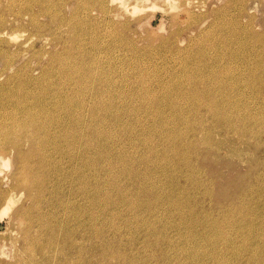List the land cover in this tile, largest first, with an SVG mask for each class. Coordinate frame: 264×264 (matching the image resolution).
Here are the masks:
<instances>
[{
    "label": "rangeland",
    "instance_id": "1",
    "mask_svg": "<svg viewBox=\"0 0 264 264\" xmlns=\"http://www.w3.org/2000/svg\"><path fill=\"white\" fill-rule=\"evenodd\" d=\"M102 4L0 0V264H264V0Z\"/></svg>",
    "mask_w": 264,
    "mask_h": 264
},
{
    "label": "bare ground",
    "instance_id": "2",
    "mask_svg": "<svg viewBox=\"0 0 264 264\" xmlns=\"http://www.w3.org/2000/svg\"><path fill=\"white\" fill-rule=\"evenodd\" d=\"M188 1H189V0H188ZM191 2H192V1H191ZM188 3H189V2H188ZM193 3H194V2H193ZM108 4H109L110 6H109ZM125 4H126V5H125ZM127 4H128V0H121V1H117V0H104V4H102V6H103V9L105 10V12H108V13L110 14V13H112L113 11L116 13V11H117L116 9L118 8V6H119V7H121V6L124 7V6H127ZM194 4H196V3H194ZM191 5H192V4H191ZM191 5H190V6H191ZM193 7H194V6H193ZM125 8H126V7H125ZM190 8H191V7H190ZM229 8H230V7H229ZM118 9H119V8H118ZM201 10H202V9H201ZM191 11H192V10H191ZM204 11H205V9H204ZM206 11H207V10H206ZM203 15H205V14H203ZM191 16H192V14H191ZM195 16H196V15H195ZM205 16H206V15H205ZM205 16H204V17H205ZM108 18L112 20V18H111L110 16H109ZM192 18H193V17H192ZM188 19H189V18H188ZM193 19H194V18H193ZM203 19H204V18H203ZM194 20H195V19H194ZM200 21H201V19H200ZM114 22H115V21H114ZM198 22H199V21H198ZM198 22H197V23H198ZM108 23H109V21H108ZM193 23H194V22H193ZM193 23H192V24H193ZM221 23H222V22H221ZM224 23H225V22H224ZM110 24H111V23H110ZM210 24H212V23H210ZM217 24H218V23H217ZM190 25H191V24H190ZM219 25H220V24H219ZM224 25H225V24H224ZM224 25H223V26H224ZM231 25H232V24H231ZM206 26H207V25H206ZM209 26H210V25H209ZM240 26H242V25H240ZM112 27H113V26H112ZM200 27H202V26H200ZM203 27H204V26H203ZM212 27H213V26H212ZM242 27H243V26H242ZM242 27H241V28H242ZM215 28H217V27H215ZM229 28H230V27H229ZM241 28H240V29H241ZM243 28H244V27H243ZM243 28H242V29H243ZM109 29H110V28H109ZM112 29H113V28H112ZM193 29H194V28H193ZM246 29H247V28H246ZM212 30H213V29H212ZM214 30H215V29H214ZM214 30H213V31H214ZM223 30H224V29H223ZM115 31H116V30H115ZM200 31H201V28H200ZM208 31H209V30H208ZM213 31H212V32H213ZM218 31H219V30H218ZM248 31H250V30H248ZM108 32H109V31H108ZM114 33H115V32H114ZM119 33H120V32H119ZM214 33H215V32H214ZM110 34H111V33H110ZM116 34H117V32H116ZM207 34H208V33H207ZM212 35H213V34H212ZM120 36H121V35H120ZM209 36H210V34H209ZM257 36H258V35H257ZM145 37H146V36H145ZM117 38H118V37H117ZM117 38H116V39H117ZM259 40H260V39H259ZM172 41H173V40H172ZM121 42H122V41H121ZM123 42H124V41H123ZM130 42H131V41H130ZM130 42H129V43H130ZM116 43H117V42H116ZM131 43H133V42H131ZM125 45H126V44H125ZM135 45H136V44H135ZM127 46H128V45H127ZM129 46H130V45H129ZM158 46H159V45H158ZM259 46H260V44H259ZM141 47H142V46H141ZM131 48H132V47H131ZM142 48H143V47H142ZM250 51H251V50H250ZM251 52H252V51H251ZM254 53H255V52H254ZM260 55H261V54H260ZM252 56H253V55H252ZM261 57H262V56H261ZM262 58H263V57H262ZM262 58H261V59H262ZM254 59L257 60L256 57H254ZM256 69H257V68H256ZM251 70H252V69H251ZM254 70H255V69H254ZM234 71H236V70H234ZM237 71H239V70H237ZM249 71H250V70H249ZM258 71H259V70H258ZM258 71H256V72H258ZM251 72H252V71H251ZM251 72H250V73H251ZM254 72H255V71H254ZM248 74H249V73H248ZM248 74H247V76L250 75V74H249V75H248ZM189 75H190V74H189ZM105 77H106V76H105ZM183 77H184V76H183ZM189 77H190V76H189ZM108 78H109V77H108ZM187 78H188V77H187ZM106 80H107V78H106ZM108 80H109V79H108ZM137 80H138V79H137ZM129 81H130V80H129ZM110 82H111V81H110ZM145 82H146V81H145ZM105 83H107V81H106ZM105 83H103V84H105ZM143 84H144V83H143ZM93 85H94V84H93ZM97 87H98V86H97ZM98 90H99V89H98ZM165 90H166V89H165ZM169 90H171V89H169ZM147 92H148V91H147ZM166 92H167V91H166ZM145 93H146V92H145ZM123 94H124V93H123ZM141 94H142V93H141ZM151 94H152V93H151ZM146 96H147V95H146ZM148 96H149V95H148ZM141 97H142V96H141ZM149 98H150V96H149ZM152 98H154V97H152ZM162 98H163V97H162ZM165 98H166V97H165ZM169 98H170V97H169ZM171 99H172V98H171ZM149 100H150V99H149ZM166 100H167V99H166ZM127 101H129V100H126V102H127ZM130 101H132V100H130ZM134 101H135V100H134ZM141 101H142V100H141ZM152 101H153V99H152ZM162 101H163V100H162ZM164 101H165V100H164ZM143 102H144V99H143ZM177 102H178V101H177ZM54 103H55V102H54ZM57 103H58V102H57ZM130 103H132V102H130ZM139 103H140V102H139ZM158 103H159V102H158ZM160 103H161V102H160ZM164 103H165V102H164ZM167 103H168V102H167ZM125 104H126V103H125ZM134 104H135V102H134ZM168 104H169V103H168ZM170 104H171V103H170ZM132 105H133V104H132ZM145 105H146V104H145ZM149 105H150V104H149ZM152 105H153V104H152ZM123 106H124V105H123ZM136 107H137V106H136ZM136 107H135V108H136ZM140 107H141V106H140ZM144 107H145V106H144ZM116 108H117V107H115V110H116ZM123 108H124V107H123ZM123 108H122V109H123ZM132 108H133V107H132ZM135 108H134V109H135ZM149 108H150V107H149ZM120 109H121V107H120ZM137 109H138V108H137ZM150 109H152V108H150ZM11 110H12V109H11ZM110 110H112V109H110ZM125 110H126V109H125ZM129 110H130V109L128 108V111H129ZM121 111H122V110H121ZM132 111H133V110H132ZM129 112H130V111H129ZM108 113H109V112H108ZM131 113H132V112H131ZM133 113H135V112H133ZM139 113H140V112H139ZM153 113H154V112H153ZM8 114H9V113H8ZM30 114H31V112H30ZM34 114H35V113H34ZM158 114H159V112H158ZM14 115H15V114H14ZM31 115H32V114H31ZM140 115H141V114H140ZM15 116H16V115H15ZM32 116H33V115H32ZM21 117H22V116H21ZM33 117H34V116H33ZM114 117H115V116H114ZM133 117H134V116H132V118H133ZM136 117H137V116H136ZM136 117H135V118H136ZM140 117H141V116H140ZM223 117H224V116H223ZM31 118H32V117H31ZM37 118H38V117H37ZM221 118H222V117H221ZM25 119H26V118H25ZM115 119H116V118H115ZM115 119H114V120H115ZM118 119H120V118H118ZM126 119H127V118H126ZM126 119H125V120H126ZM129 119H130V118H129ZM138 119H139V118H138ZM9 120H10V119H9ZM30 120H31V119H30ZM35 120H36V119H35ZM35 120H34V121H35ZM53 120H54V119H53ZM135 121H136V120H135ZM223 121H224V120H223ZM225 121H226V120H225ZM10 122H12V121H10ZM10 122H9V123H10ZM46 122H47V120H46ZM52 122H53V121H52ZM71 122H72V121H71ZM75 122H76V121H75ZM78 122H79V121H78ZM78 122H77V123H78ZM123 122H124V121H123ZM123 122H122V123H123ZM127 122H128V121H127ZM0 123H1V122H0ZM67 123H69V122H67ZM124 123H126V122H124ZM2 124H3V123H2ZM75 124H76V123H75ZM52 125H54V124H52ZM116 125H118V124H116ZM121 125H122V124H121ZM123 125H125V124H123ZM126 125H127V124H126ZM47 127H48V126H47ZM50 128H51V127H50ZM55 128H56V127H55ZM124 128H125V126H124ZM44 129H45V128H44ZM47 129H48V128H47ZM127 129H128V128H127ZM131 129H132V128H131ZM42 130H43V129H42ZM133 130H134V129H133ZM38 132H39V131H38ZM129 132H130V131H129ZM130 134H131V133H130ZM0 137H1V136H0ZM41 137H42V136H41ZM44 137H45V136H44ZM5 138H6V137H5ZM46 138H47V137H46ZM3 140H4V138H3ZM6 140H7V139H6ZM6 140H5V142L7 143L8 140H7V141H6ZM9 140H10V139H9ZM48 142H50V141L48 140ZM16 143L19 144L18 141H17ZM50 144H51V143H50ZM5 145H6V144H5ZM46 145H47V144H46ZM6 146H7V145H6ZM14 146H16V145H14ZM45 147H46V146H45ZM44 150H45V149H44ZM131 152H132V151H131ZM45 154H46V153H45ZM130 154H131V153H130ZM130 154H129V155H130ZM46 155H47V154H46ZM129 155H128V156H129ZM128 156H127V157H128ZM0 158H2V157H0ZM46 158H47V156H46ZM131 158H132V157H131ZM4 159H5V158H4ZM48 159H49V158H48ZM48 159H47V160H48ZM56 167H57V166H56ZM51 172H53V171L51 170ZM101 172H102V171H101ZM37 173H38V172H37ZM48 175H49V174H48ZM50 175H51V174H50ZM56 175H57V174H56ZM56 175H55V177H57ZM42 177H43V176H42ZM57 178H58V177H57ZM51 179H52V178H51ZM52 181H54V180H52ZM55 181H56V180H55ZM194 181H195V180H194ZM49 182H50V181H49ZM197 182H198V180H197ZM53 185H54V184H53ZM51 188H52V187H51ZM10 191H11V190H10ZM181 192H182V191H181ZM182 193H183V192H182ZM182 193H181V194H182ZM44 197H45V195H44ZM50 197H51V196H50ZM16 198H17V197H16L15 195H11V196H9V197L7 198V200H5V202L2 204L1 209L3 208V211H5V210L8 208L7 205L13 204V203L16 201ZM176 199H177V198H176ZM172 201H173V199L171 200V202H172ZM176 203H177V202H176ZM172 204H173V203H172ZM176 205H177V204H176ZM183 205H184V204H183ZM6 206H7V208H6ZM178 208H179V207H178ZM21 211H22V210H21ZM26 211H27V210H26ZM29 211H30V210H29ZM179 211H180V210H179ZM49 213H50V212H49ZM25 214H28V213H25ZM17 215H18V214H17ZM28 215H29V214H28ZM71 215H72V213H71ZM45 216H46V215H45ZM207 216H208V215H207ZM54 217H55V216H54ZM106 217H107V216H106ZM31 218H32V217H31ZM106 219H107V218H106ZM183 219H184V217H183ZM214 219H215V218H214ZM216 220H217V219H216ZM216 220H215V221H216ZM27 221H28V220H27ZM32 221H33V220H32ZM45 221H46V220H45ZM104 221H105V220H104ZM105 222H106V221H105ZM107 222H108V221H107ZM229 222H230V221H229ZM234 222H235V221H234ZM188 223H189V222H188ZM238 225H239V224H238ZM242 225H243V223H242ZM49 226H50V225H49ZM234 226H235V225H234ZM28 227H29V226H28ZM238 227H239V226H238ZM233 228H236V227H233ZM230 229H232V228L230 227ZM230 229H229V230H230ZM233 230H236V229H233ZM237 230H239V229L237 228ZM222 231H223V230H222ZM222 231H221V232H222ZM224 231H225V230H224ZM226 231H227V230H226ZM231 231H232V230H231ZM144 232H145V231H144ZM233 233H234V232H233ZM233 233H232V234H233ZM235 233H236V232H235ZM153 234H154V233H153ZM182 235H183V234H182ZM223 235H224V234H223ZM230 235H231V234H230ZM225 236L228 237L227 234H226ZM146 238H147V237H146ZM181 238L184 239V237H182V236H181ZM124 239H125V238H124ZM142 239H143V238H142ZM200 239H201V238H200ZM206 239H207V238H206ZM190 240H191V239H190ZM187 241H188V240H187ZM197 241H198V240H197ZM201 241H202V240H201ZM149 242H150V241H149ZM154 242H155V241H154ZM198 242H199V241H198ZM203 242H204V241H203ZM203 242H202V243H203ZM144 243H145V241H144ZM144 243H143V244H144ZM156 243H157V242H156ZM190 243H191V242H190ZM194 243H195V242H194ZM73 244H74V243H73ZM149 244H150V243H149ZM213 244H214V243H213ZM147 245H148V244H147ZM206 245H207V244H206ZM211 245H212V244H211ZM159 246H160V245H159ZM198 246H199V245H198ZM213 246H214V245H213ZM201 247H202V246H201ZM201 247H200V248H201ZM65 248H67V247H64V249H65ZM68 248H69V247H68ZM68 248H67V249H68ZM143 248H145V247L143 246ZM153 248H154V247H153ZM71 249H72V248H71ZM145 249H146V248H145ZM145 249H142V250H145ZM191 249H192V248H191ZM232 249H233V248H232ZM59 250H60V249H59ZM62 250H63V249H62ZM62 250H61V251H62ZM73 250L75 251L74 248H73ZM111 250H112V249H111ZM142 250H140V251H142ZM147 250H148V249H147ZM229 250H230V249H229ZM68 251H69V250H68ZM171 251H172V250H171ZM187 251H188V250H187ZM192 251H193V250H191V252H192ZM62 252H63V251H62ZM64 252H65V251H64ZM66 252H67V251H66ZM166 252H167V251H166ZM234 252H235V251H234ZM75 253H76V252H75ZM75 253H74V254H75ZM145 253H146V252H145ZM169 253H170V250H169ZM186 253H187V252H186ZM189 253H190V252H189ZM230 253H232V252H230ZM66 254H67V253H66ZM167 255H168V254H167ZM173 255H174V254H173ZM138 256H140V255H139V252H138ZM170 256H171V254H170ZM218 256H219V255H218ZM104 257H105V256H104ZM133 257H135V256H133ZM261 257H263V256L261 255ZM170 258H171V257H170ZM173 258H174V257H173ZM188 258H189V257H188ZM30 259H31V258L29 257V260H30ZM171 259H172V258H171ZM220 259H221V258H220ZM263 259H264V258H263ZM124 260H125V259H124ZM128 260H129V259H128ZM138 260H140V259H138ZM169 260H170V259H169ZM169 260H168V261H169ZM216 260H217V259H216ZM216 260H215V261H216ZM221 260H222V259H221ZM136 261H137V260H136ZM175 261H176V260H175ZM202 261H203V260H202ZM223 261H224V260H223ZM24 262H27V261H25V259H24ZM138 262H139V261H138ZM151 262H152V261H151ZM166 262H167V261H166ZM170 262H171V261H170ZM181 262H182V261H181ZM186 262H188L187 259H186ZM212 262H213V261H212ZM136 263H137V262H136ZM167 263H168V262H167ZM177 263H178V262H177ZM183 263H184V262H183ZM216 263H217V261H216ZM23 264H24V263H23ZM133 264H134V263H133ZM143 264H144V263H143ZM181 264H182V263H181ZM260 264H261V263H260Z\"/></svg>",
    "mask_w": 264,
    "mask_h": 264
}]
</instances>
